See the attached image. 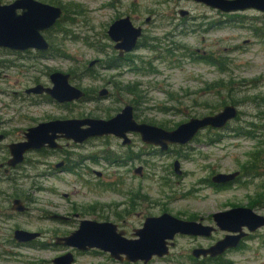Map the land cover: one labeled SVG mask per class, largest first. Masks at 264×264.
<instances>
[{"label": "rangeland", "instance_id": "374dc122", "mask_svg": "<svg viewBox=\"0 0 264 264\" xmlns=\"http://www.w3.org/2000/svg\"><path fill=\"white\" fill-rule=\"evenodd\" d=\"M44 1L67 6V19L53 35L54 49L44 57L35 58L37 54L30 52L12 56L0 51V56L16 63L5 67L0 80V88L5 91L0 95V106L7 107L6 114L0 116L6 121L17 117L14 108L19 102L14 101L13 92L25 89L31 81L50 84L49 74L55 71L70 73L72 84L86 91L88 98L68 103L65 108L41 101L24 110V114L31 112V116L42 119H108L131 103L137 120L168 129L192 117L216 113L227 104L236 105L240 115L227 128H206L190 143L173 145L169 151L146 144L139 133L129 134L133 140L129 146L114 135L94 137L83 144L72 142L67 147L68 164H81L75 173L55 168L54 173L60 174L57 177L23 179V189L36 199L40 209L32 213L30 227L46 229V237L38 247L0 245V264H50L60 249L50 245L51 230L69 227L41 218L47 212L72 217V209L78 211L97 203L104 215L111 210L119 215L124 213L126 201L131 200L126 195L129 190L139 198L138 210L145 207L150 216L169 212L181 218H207L246 202L253 193L264 192V12L248 9L224 13L194 0ZM182 10L188 15L182 17ZM127 15L135 25L143 27L144 36L126 60H120V66L110 67L118 51L108 29L116 19ZM148 16L153 18L149 23ZM178 24L182 25L176 28ZM95 60L100 62L90 67ZM26 70L28 73L21 72ZM18 79L23 89H19ZM131 85L136 95L127 91ZM105 88L108 96L100 97L99 92ZM6 127L15 124L6 123ZM250 130L254 136L246 135ZM258 158L256 168L248 171L246 165H253ZM60 159V155L52 157L49 166L39 165L21 174L49 172V167ZM177 160L184 172L180 175L175 172ZM140 167L142 175L135 172ZM235 171L259 176L246 177L249 186H212V175ZM35 180L46 189L32 192ZM261 213L264 215V208ZM135 215H127L131 227L141 223ZM1 231L9 234L7 229ZM180 242L186 244L185 239ZM251 246L257 251L256 257L245 250L232 259L239 264H264V230L260 240ZM98 257L103 264H120L105 253ZM151 264L176 263L158 259Z\"/></svg>", "mask_w": 264, "mask_h": 264}, {"label": "water", "instance_id": "95a60500", "mask_svg": "<svg viewBox=\"0 0 264 264\" xmlns=\"http://www.w3.org/2000/svg\"><path fill=\"white\" fill-rule=\"evenodd\" d=\"M208 7L224 13H234L255 9L264 12V0H194ZM19 10H21L19 12ZM183 15L188 11L182 10ZM64 9L60 5L42 2L40 0H15L10 4H1L0 1V47L14 50L36 49L48 51L51 43L44 32L55 27L63 17ZM109 37L115 42V49L119 57L134 51L143 35V28L136 26L130 16H123L115 20L108 29ZM98 63L91 62L90 67ZM51 87L37 85L30 92H47L57 101L73 102L85 98L86 92L71 83V74L62 71L51 73ZM107 88L101 90V97L107 96ZM239 109L234 104H227L214 114L202 117H192L173 129H167L148 122H140L135 117V107L128 103L115 116L104 118H69L40 123L29 129L27 141L11 145L13 159L10 163L16 165L23 161L28 150L40 149L46 145L59 147L58 137L82 143L89 138L105 135H115L122 138L124 144H130V133H139L143 142L159 146L162 151H167L173 145H186L193 141L197 135L206 128L223 129L235 119ZM61 136H60V135ZM138 171V170H137ZM175 172L182 174L180 162H175ZM240 172H219L213 176L216 184H227L233 181ZM16 201L15 208L21 210ZM216 224L222 229L237 233L244 225L254 231L264 226V216L255 214L252 209L235 207L226 211H218L213 215ZM212 226L204 225L195 220L180 218L165 212L159 216L148 217L143 227L135 231L136 238L125 237V231L119 230L112 222L83 221L79 229L72 235L58 239L59 243L75 246L79 249L98 247L111 252L113 257L126 255L128 261L145 263L154 255L163 257L168 253V242L175 239L177 234L210 236ZM38 236L27 230L19 229L16 237L20 241H29ZM242 235H227L215 246L209 249H197L195 256L202 253L213 256L222 253L229 246L234 245ZM73 255L67 253L54 259L56 264H71Z\"/></svg>", "mask_w": 264, "mask_h": 264}, {"label": "flooded vegetation", "instance_id": "af4514ba", "mask_svg": "<svg viewBox=\"0 0 264 264\" xmlns=\"http://www.w3.org/2000/svg\"><path fill=\"white\" fill-rule=\"evenodd\" d=\"M0 1H1V4L4 5V4H10L14 2L15 0H0ZM40 1L46 2L44 0H40ZM20 11L21 10H19V12ZM181 12L180 14L182 17L187 16L189 13L188 12L187 14L183 15ZM127 16H130V15H127ZM152 20H153L152 16H148L146 18L147 23L151 22ZM181 25L182 24H178L176 28H178ZM53 28L44 32L46 38L50 41V43L52 41L50 39V36L53 35V31H54ZM143 36H144V30H143V35L140 38V40L143 38ZM0 51H4L5 55H12V56L25 55L29 52L36 53L37 55H35L34 57L40 58V57H44L46 52L50 50L39 51L36 49H28V50L21 51V50H14V49L7 48V47H0ZM127 55H129V53H127L125 57H119V53H118L117 56L120 59L126 60ZM16 61H18V58L16 59ZM98 62L100 61L98 60ZM14 65H16L15 61L13 62L11 60H8L5 56L4 57L0 56V80L4 78L5 67H8V66L11 67ZM27 71L28 70L21 71V72L25 74V73H28ZM51 73L49 74V78H50ZM24 77H27V76H24ZM71 78H72V75H71ZM24 80L25 78L23 79V81ZM16 82L19 85V89H23L21 85V79H18ZM50 82H51V79H50ZM37 85H43L44 87H51L53 84L52 82L50 84H47V83H42L39 80H36V81H31L29 85L26 86L25 89L23 90H20V91L15 90L13 92L14 93L13 98L15 102H19V105L14 108L15 111L17 112V117H16L17 119L16 118L9 119L8 121H6V119L0 116V241L1 243H4V244H0L1 246L7 245L10 247H14V248H17L20 246L38 247V243L44 240V238L46 237L45 236L46 233H48L46 229L44 230L33 229L30 227V223H31L30 218L33 217L32 213L40 212V209L37 207L36 199L32 197L31 195H29L30 192L23 189V186H24L23 179H26V178L44 179V178H52L54 176L57 177L60 174L54 173L55 171H53V169L55 168H57L59 172L65 171V172L75 173L76 167L81 164L74 163L73 166L68 164L67 159H69V154L67 151V147H69L72 142L75 144H83L86 141L91 139L89 138L88 140L82 143H77L73 140H67L64 137H58L56 141L59 144V147H51L49 145H46L40 149L28 150L24 155L23 161L17 163L16 165H12L10 163L11 159H13L11 145L27 141V133L29 129H31L32 127L38 126L40 123L50 122L54 120L69 119L68 117H53V116H48L42 119V118H37L35 116H31L32 115L31 112H27L24 114L23 112L24 110L28 108H32L31 105L39 104L41 101L59 103L60 105H63L62 107L64 108L66 107V104L71 103V102L61 103L57 101L56 99H54L50 94H48L45 91L42 93H35V92L29 91L31 88ZM1 94H5V91H3L0 88V95ZM86 96H87V92H86ZM85 98H82L80 100H83ZM6 108L7 107L5 106H0V114L1 113L6 114ZM239 115H240V112L238 113L235 119H238ZM135 117H136V113H135ZM15 121L23 122L22 124H25V125L20 126V124L15 123ZM140 122H145V121H140ZM6 123H9V124L14 123L15 127H6ZM229 123L227 124L225 128L228 127ZM99 137H102V136H99ZM132 144H133L132 139H131L130 144L123 143V145H128V146ZM169 149L167 151H169ZM32 155H35V156H32ZM59 155L61 156V159L58 160V162H56L53 166L49 167V172L44 171L38 174H21V172L27 171L29 168H36L39 165L46 166L49 163V159H51L52 157L59 156ZM135 172L140 173V175H142L141 173L143 172V167L136 168ZM96 173L98 176H102L101 172L97 171ZM251 176H254L256 178L259 176V174H242V172H240V174L237 175V177L233 181L227 184H216V183H211V184L212 186H215L216 188H221V189L229 188L234 185L249 186V184L251 183L249 181H246V177H251ZM212 181H213V175H212ZM40 183L41 182L39 181L37 182L35 180L32 183L30 190L32 192H37V191H42L43 189H46L45 187L40 185ZM126 195H129L131 197V200L130 202L126 201V203L124 204L125 205L124 207H126L125 211L124 213L119 214V215L117 214L116 210H111L110 214L104 215L102 213L101 205L97 203L89 205V206L81 207V209L78 211H75L74 209H72L73 211L72 217L66 216L64 214H59V213L53 214L51 212L46 211L47 214L42 216L41 218L47 217L52 222L55 221L58 223L67 224L69 227V230H51L52 239H51L50 245L52 246V248L56 246L60 249H58V253L51 260V262H48V263L56 264L54 262V259H56L57 257H61L67 253H71L73 255V261L71 264H103L99 260V257H98L99 254L101 253L108 254L111 260H114L115 263H120V264H151L153 261L158 260V259H161L163 261L165 260L172 261L173 263H176V264H239L238 262H236V260L232 259L234 254H243L245 250H248V253H251L252 251L254 256L255 257L257 256L256 249L254 248V246H251V245L253 242L260 240V235H261L262 230H264V226L259 227L255 229L254 231H252L249 229L247 225H244L242 229L238 231L237 233L222 230L216 224V221L213 217L214 213H212L211 216L210 217L208 216L207 218L197 217V216L192 217V218H184L188 220H195V221L201 222L204 225L212 226L213 229H212V233L210 236L177 234L174 240L168 242L169 251L167 254H165L163 257L154 255L153 258L147 263L141 260L137 262L128 261L126 259L125 254H121L120 257H113L111 255V252L102 250L98 247H93V248H88V249H79L75 246L65 245L63 243L61 244L58 242V239L65 238V237L72 235L76 230L79 229L82 222L87 221V220L96 221V222H112L118 226L119 230L125 231L126 238H130V239L136 238L135 231L143 227L145 220L151 216L146 213L145 207H143L142 210H138L139 209L138 207L140 206L138 202L139 198H136L132 191L128 190V193ZM135 198H136V201H135ZM16 201H20L19 206L20 208H22L21 210L15 208ZM143 202H144V199H143ZM235 207L250 208L255 214L263 215L261 212H262V208H264V192L263 193H253V195L248 196V200L246 202L231 205L230 207H227L224 210H220V211H226V210H229ZM133 214H136L135 216L140 217L141 223L137 227H131L132 224L129 223L128 221L129 218L127 217V215L131 217ZM153 216H159V215H153ZM143 218H144V221H143ZM110 219H114L115 221L110 220ZM1 229H7L9 234L3 233ZM19 229L27 230L32 233H38V236H36L34 239L29 240V241H20L16 237V231ZM130 229L131 231H129ZM239 234L242 235V237L234 245L229 246L222 253H219L215 256H213L212 253H209L207 255H204V253H202L200 257L195 256L194 252L197 249H209L212 246H215L219 241L224 239L227 235H239ZM181 239H185L186 244L181 243L180 242ZM80 259L82 261L79 263Z\"/></svg>", "mask_w": 264, "mask_h": 264}, {"label": "trees", "instance_id": "16d2710c", "mask_svg": "<svg viewBox=\"0 0 264 264\" xmlns=\"http://www.w3.org/2000/svg\"><path fill=\"white\" fill-rule=\"evenodd\" d=\"M77 6H78V5L76 4L75 7H77ZM62 7L64 8V15H63V17L58 21L57 25L53 28V29H54V31H53V35H54V33H56L57 28L60 27V24H61L64 20L67 19V16H66V14H65V10L68 11V7H67V6H62ZM74 11H76V9H75ZM75 13H76V12H75ZM70 19H71L72 21H75V18H74V17H71ZM53 35L50 36V39L52 40V41H51L52 45H51V49H50V51L54 49V38H55V37H54ZM120 60H121V59H120L118 56L115 57V59L113 60L114 63H112V64L110 65V67H117V66H120V65H121V64L119 63ZM207 61H208L209 63H211V64H217V65H219L214 59H207ZM89 75H90V74H89ZM133 87H135V86H134V85L129 86V88L127 89V91L130 92V93H133L134 95H136V94H135V90L133 89ZM128 92H127V93H128ZM86 98H88V95L86 96ZM232 101H233V99H232ZM163 125H164V124H163ZM245 133H246L247 136H254V135L251 134V133H253L251 130H250V131H246ZM258 162H259V158H258L257 160H253V165L247 164V165H246V169H247L248 171H251L252 169H255L256 166H257V164H258Z\"/></svg>", "mask_w": 264, "mask_h": 264}]
</instances>
